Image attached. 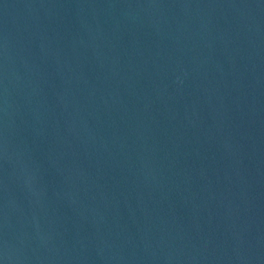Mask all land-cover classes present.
Listing matches in <instances>:
<instances>
[{"label": "water", "instance_id": "obj_1", "mask_svg": "<svg viewBox=\"0 0 264 264\" xmlns=\"http://www.w3.org/2000/svg\"><path fill=\"white\" fill-rule=\"evenodd\" d=\"M0 264H264V0H0Z\"/></svg>", "mask_w": 264, "mask_h": 264}]
</instances>
